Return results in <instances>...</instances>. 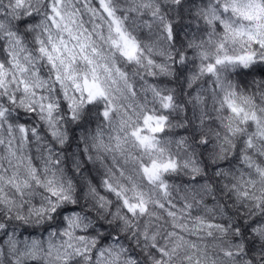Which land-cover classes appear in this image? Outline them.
I'll return each instance as SVG.
<instances>
[{
    "label": "clouds",
    "instance_id": "1",
    "mask_svg": "<svg viewBox=\"0 0 264 264\" xmlns=\"http://www.w3.org/2000/svg\"><path fill=\"white\" fill-rule=\"evenodd\" d=\"M0 264H264V0H0Z\"/></svg>",
    "mask_w": 264,
    "mask_h": 264
}]
</instances>
